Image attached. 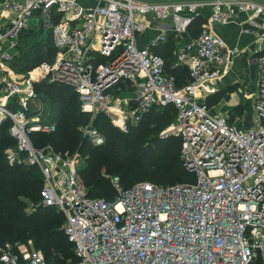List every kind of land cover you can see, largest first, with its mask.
I'll return each mask as SVG.
<instances>
[{"label":"built area","instance_id":"2783aa9c","mask_svg":"<svg viewBox=\"0 0 264 264\" xmlns=\"http://www.w3.org/2000/svg\"><path fill=\"white\" fill-rule=\"evenodd\" d=\"M206 6L211 14L201 31L175 49L176 63L189 69V81L179 85L154 48L168 32H186ZM0 10L9 18L0 28V123L11 120L15 139L5 156L10 165L41 171L42 202L63 212L64 231L74 243L77 261L68 264H264V53L257 57L256 125L239 127L207 102L228 72L231 53L213 27L243 11L261 20L264 38V0H3ZM37 12L57 53L52 62L19 74L7 65L10 49ZM149 14L188 20L160 27L142 44ZM43 79L74 89L81 111L90 115L81 134L96 145L106 140L94 125L98 114L124 125L174 104L176 119L161 135L181 137L183 165L195 180L138 181L125 188L114 179L115 198L91 196L78 175L79 151L32 140L33 132L57 129L41 108H32L35 84ZM33 243L6 242L0 260L50 264Z\"/></svg>","mask_w":264,"mask_h":264},{"label":"trees","instance_id":"16d2710c","mask_svg":"<svg viewBox=\"0 0 264 264\" xmlns=\"http://www.w3.org/2000/svg\"><path fill=\"white\" fill-rule=\"evenodd\" d=\"M202 24L199 17L195 18L188 29L196 36L201 31ZM175 35L172 33L167 41L155 47V51L165 58L166 70L174 74L177 83L182 85L189 81V69L184 64L176 63L174 51L177 47V38ZM51 42L53 48H50L51 52L49 51L46 59L51 58L52 62L57 48L53 40ZM33 67L36 65L29 69ZM183 75L185 79L182 78ZM39 82L35 84L37 90ZM41 90L44 92L43 102L47 105V112L42 114L55 121L57 129L51 133L33 132L31 134L33 142L38 146L51 143L57 150L74 152L73 149L77 144L75 135L79 132L78 126L90 120L89 113L81 111L78 96L70 85L61 82H47L45 85L43 83ZM149 112L151 117L147 128H135L131 125L130 131L123 136H117L115 126L106 115L103 113L97 115L95 126L105 134L106 138L109 136L116 139V143L114 144L113 140L108 144L99 145L97 148L102 151L91 152L84 176V182L91 196H102L107 199L116 197L115 186L110 187L100 175L99 163L105 157H113L122 161L128 159L126 154L129 151L126 147L128 145L131 147L135 145L139 151L137 155L128 159L127 167L120 165L122 171L120 182L125 188L138 181H152L168 185L195 180V175L183 165L181 137L161 135V131L176 119V106L169 103L160 108H153ZM10 125V119L0 123V254L1 247L8 241L33 239L35 245L43 250L48 263H73L77 261V257L74 252V243L69 240L62 227L65 215L56 206L42 202L41 190L44 181L41 171L35 166L10 165L6 159L5 148L15 144V139L9 132ZM175 140L180 152L172 162H164V157L172 151L173 144L170 142ZM148 149L158 150L155 152L158 154H153L156 156L154 160L147 159L150 155L147 153ZM39 199L40 203L37 207L29 209L31 205L29 201ZM70 252L73 255L71 261L63 262L62 256L69 255ZM0 264L7 263L0 260Z\"/></svg>","mask_w":264,"mask_h":264},{"label":"rangeland","instance_id":"374dc122","mask_svg":"<svg viewBox=\"0 0 264 264\" xmlns=\"http://www.w3.org/2000/svg\"><path fill=\"white\" fill-rule=\"evenodd\" d=\"M21 36H19L18 39V46H17V50L19 51V57H16L15 60H12L10 63V69L13 71H24L26 69H29V67L31 66H38L37 64H41L43 62H51L50 59H46L48 57L50 48H53L52 45V35L51 32L45 34V36L40 35L35 36L33 34H27V33H20ZM19 34V35H20ZM51 52V51H50ZM56 54H54L53 56V60L55 59ZM182 78H186L185 75H183ZM50 82L48 79H43L38 83V97L34 100L33 104H32V108L33 109H38L41 108L42 113H46V102H43V98H44V92L41 90V87L47 83ZM238 87V85H231V86H227V88L220 90V91H216L214 95L210 96L208 98L209 103L212 106H215L218 110L219 113H221L223 116H225L226 118H228L230 121H232L233 123L237 124L239 127H251L253 125L257 124V115L254 113L253 109H252V105H248L244 102H234L231 104L227 103V99L229 98H235L236 94V88ZM252 104V103H251ZM41 116L43 118H47L46 115L42 114ZM150 117L151 114L150 112L143 114V116L138 119V120H134V121H130L129 123H126L124 125H119V124H114L112 123L116 130L118 135L117 136H123V134H127L130 131V126H134L135 128H147V126L149 125V121H150ZM84 124V123H83ZM82 124H80L78 126V131H80V126ZM94 125H97L96 122L94 121ZM79 132H76L75 135V139L77 141V144L75 146V148L73 149V151H79V153L81 154V161H80V181L81 184L83 185L84 188H88V186L86 185V183L84 182V176L87 170V166H88V159L91 155V152H100L102 151V149H98L97 147H99V145L94 144L93 142H91L89 140V138L83 136V134H79ZM85 137V138H84ZM114 140V144L116 143V139L112 138V137H107L105 142L103 144H108L110 142H112ZM171 144H173L172 146V151L170 154H168V156L166 155L164 157V162H172L175 158V156H178L179 154V145L177 144L176 140L175 141H171ZM101 144V145H103ZM11 146V145H10ZM153 146V145H152ZM9 147V146H7ZM6 147V148H7ZM129 151L126 153L128 159L134 157L135 155L138 154L139 148H137L135 145L134 146H126ZM125 147V150H126ZM6 148L4 151H6ZM155 149V147H153ZM158 150H152V149H148L147 153L150 154L149 157L147 156V159H152L154 160V158L156 157L153 154H158L155 153ZM128 159H124L123 161L117 158H113V157H105L104 159H102L99 163L100 165V170L99 173L102 176V178L108 183V185L114 186L113 180L114 179H119L121 180L120 174H121V169H120V165L123 164L124 167L128 166ZM31 200L30 202V208H35L37 207V205L40 203V199L37 201ZM65 223V222H64ZM64 228V224L62 226ZM33 240V239H32ZM28 240H16L15 242H27ZM34 242V241H33ZM33 245L38 248L35 245V242L33 243ZM41 249V248H38ZM42 250V249H41ZM43 251V250H42ZM44 253V252H43ZM45 256V255H44ZM73 256L71 254V252L69 253V255L65 254L62 256L63 262H69L71 261Z\"/></svg>","mask_w":264,"mask_h":264},{"label":"crops","instance_id":"0c3cea01","mask_svg":"<svg viewBox=\"0 0 264 264\" xmlns=\"http://www.w3.org/2000/svg\"><path fill=\"white\" fill-rule=\"evenodd\" d=\"M39 14L40 12H37L34 16L40 17ZM210 14V6H206L205 8H203V12L199 16L203 23L202 27L207 21V18L208 16H210ZM5 15L6 13H2L0 10V28L5 26L9 22V18L4 17ZM148 17L152 21V24L146 31H144L140 35L139 39L142 44H148L151 37L159 33L160 27L165 28L170 24L184 23L188 20V17H176L174 14L168 15L164 20H158L152 14H149ZM260 21V19L252 21L247 12L241 11L236 13V15L230 20V22L226 24H216L213 27V30L225 39L227 50L231 52L230 62L228 63V72L224 74V76L218 81L217 90L220 91L227 88V86L238 85V87L236 88L237 95L235 96V98L231 97L227 99V103L231 104L234 102L245 101L246 104L252 105L253 111L260 75L257 64V57L264 53V38L261 37ZM22 32H25L27 34L31 33L38 37L40 35L45 36V34L50 33L49 31L44 30L41 25V22L37 26H27L23 28L20 33ZM19 34L16 38L15 47L10 49V52L13 57L7 60V65L9 68L10 63H12L11 61L15 60L16 57H19L20 50H17L18 39L19 36H21V34ZM171 34L172 33L168 32V37ZM175 36L177 38V45L181 46L184 43L188 42L195 35H193L188 29L186 32L177 34ZM176 55L177 54L175 53V56ZM15 72L23 74L22 71ZM215 92L211 93L207 97V102L216 113H219L217 108L215 106H212L208 101V98L214 95Z\"/></svg>","mask_w":264,"mask_h":264},{"label":"water","instance_id":"95a60500","mask_svg":"<svg viewBox=\"0 0 264 264\" xmlns=\"http://www.w3.org/2000/svg\"><path fill=\"white\" fill-rule=\"evenodd\" d=\"M41 20H42L41 17L31 16L28 18V26L29 27L37 26L40 24Z\"/></svg>","mask_w":264,"mask_h":264}]
</instances>
